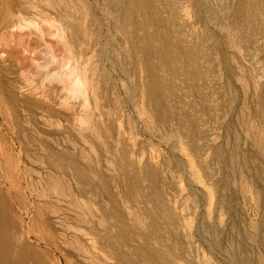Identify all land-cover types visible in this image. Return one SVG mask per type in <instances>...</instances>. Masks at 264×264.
Listing matches in <instances>:
<instances>
[{
  "label": "rangeland",
  "instance_id": "rangeland-1",
  "mask_svg": "<svg viewBox=\"0 0 264 264\" xmlns=\"http://www.w3.org/2000/svg\"><path fill=\"white\" fill-rule=\"evenodd\" d=\"M8 21L12 264H264V0H0Z\"/></svg>",
  "mask_w": 264,
  "mask_h": 264
},
{
  "label": "bare ground",
  "instance_id": "bare-ground-1",
  "mask_svg": "<svg viewBox=\"0 0 264 264\" xmlns=\"http://www.w3.org/2000/svg\"><path fill=\"white\" fill-rule=\"evenodd\" d=\"M60 3V2H59ZM64 7V6H63ZM180 9V8H179ZM71 10V9H70ZM71 12V11H70ZM39 14V13H38ZM80 18V17H79ZM73 19V18H72ZM12 20V19H11ZM4 21V20H3ZM2 23V22H0ZM5 23V22H4ZM6 25V28L3 27V29H7L9 27L8 31H11L12 27L14 26L13 23H9ZM225 29V28H224ZM4 31V30H3ZM0 32V40H4L8 37L14 36V33L11 32ZM75 62V61H74ZM84 64V63H83ZM74 67V66H73ZM71 68V67H70ZM255 69V68H254ZM258 73V72H257ZM74 80V79H73ZM82 81V80H81ZM76 82V80H75ZM74 82V83H75ZM77 83V82H76ZM75 83V85H76ZM74 85V84H73ZM92 87V86H91ZM74 88V87H73ZM77 88V87H76ZM75 88V89H76ZM76 91V90H75ZM142 98V97H141ZM142 105V104H141ZM96 107V106H95ZM143 108V107H142ZM138 109V108H137ZM89 113V112H88ZM142 114V113H141ZM139 115V114H138ZM143 115V114H142ZM141 115V117H143ZM85 116V115H84ZM89 116V115H88ZM146 119V118H145ZM151 120V119H150ZM145 123V122H144ZM148 127V126H147ZM91 129V128H90ZM89 129V130H90ZM93 130V129H92ZM123 131V130H122ZM254 132V131H253ZM123 134V133H122ZM126 134V133H125ZM126 138V137H125ZM93 149V148H92ZM154 158V157H153ZM189 166V165H188ZM55 193V192H54ZM69 197V196H67ZM178 198V197H177ZM64 201V200H63ZM180 206V205H179ZM185 209V208H184ZM79 211V210H78ZM77 211V212H78ZM82 212V211H81ZM181 212V211H180ZM91 215V214H90ZM66 217V216H65ZM16 240L17 237H14L12 231L9 230L6 231L4 227H1L0 225V264H12V259L14 254H16ZM104 261V260H103Z\"/></svg>",
  "mask_w": 264,
  "mask_h": 264
}]
</instances>
